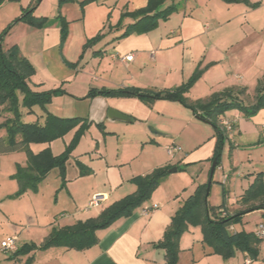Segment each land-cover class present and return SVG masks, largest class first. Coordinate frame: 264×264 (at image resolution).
<instances>
[{
	"label": "crops",
	"instance_id": "1",
	"mask_svg": "<svg viewBox=\"0 0 264 264\" xmlns=\"http://www.w3.org/2000/svg\"><path fill=\"white\" fill-rule=\"evenodd\" d=\"M85 1L88 0H67L59 7L58 13L68 22L78 21L85 25L88 12L90 10L95 14L98 12L94 26L100 31L103 19H108L112 9L118 5L120 0H91L81 7L80 4ZM147 1L127 0L118 22L120 23L123 13L141 9L146 6ZM20 3L21 9L16 15L19 14L21 17L24 10L31 7L32 0H22ZM71 3L78 5L76 7L83 11V16L80 17L77 13L74 14L75 16L68 14V6ZM172 3L176 6V11L166 20H160L155 28L146 33L130 34L121 40H115L133 20L123 18L122 26L119 27L118 22L111 25L110 33L118 32H114L112 38L106 42L112 45L107 66L103 67L106 59L95 57L91 58L84 67L86 71L89 66H92L91 70L86 71L92 77L91 80L95 82L93 87L89 84V90L133 88L164 91L181 86L194 72L200 70V77L185 94L190 101H206L211 96L227 90L244 91V95L240 96L242 99L245 96L254 97L264 75V0H238L232 3H226L224 0H169L166 5ZM55 17L45 16L48 19L46 24L42 28H37V31L42 32V64L48 77H39L35 72V75L30 78L29 87L36 92L49 91L58 87L64 90L66 88L63 86L70 84L81 72H84L78 70L74 63L65 57L58 56L57 52L61 44L60 23ZM93 37L89 38L85 35L82 39L83 44ZM127 55H132L131 61L122 60ZM66 62L73 64V67H69ZM93 62H96L95 68H93ZM83 100L89 102V113L86 119L89 124L96 122L104 128V132L106 130L108 133L117 134L122 131L123 135H126V132L124 129L120 130L122 128L120 124L139 126L138 136L130 134L132 135L129 138L131 143L136 147L141 145L149 150H159V154L147 156L134 167L129 161L121 162L119 157L115 163L102 158L93 159L87 163L75 159L85 170H88V174L83 176L77 172L73 180L91 178L96 185L88 190L87 196H81L79 186L74 191L68 192L74 204L69 208L73 211V221L70 217L66 218V214H61L59 218H66L67 223H61L55 219V213L48 211V208L43 215L40 214L37 200L40 187L34 191V197L33 193H30V206L24 207L22 197L16 196L19 186L14 175L17 167L26 166L27 160L24 164L22 161L12 162L11 159L3 157L5 154H0V186L6 184L3 189H0V264H166L165 251L155 248L154 244L161 241L174 214L196 188L204 184L195 179L190 183L180 182L178 187L166 186V182H170L172 178L170 170L151 197L135 208L130 216L119 218L108 228L97 231V242L89 248L76 250L53 246L45 250L37 249L18 258L12 257V254L23 245L34 244L39 247L54 229L96 217L108 205L132 194L136 190L131 182L134 177L147 175L157 168L171 167L167 160L173 158L174 153H168L166 147L175 145L174 139L171 143H164L163 147L166 148V153H164L161 146L163 144L155 137L165 135L155 130L153 131L160 135L149 134L147 131V125L153 123L156 129L168 134L154 119L156 115H163L164 108H172L175 113L181 117L185 116L186 120L192 123L191 114L193 113L176 101L156 100L149 106L136 97H115L102 94ZM46 110L54 114L47 106ZM111 110L127 116L131 122L106 118V113ZM33 111L31 115L44 119L41 109L39 111L33 109ZM56 116L71 118L65 117L64 114ZM6 117L7 115L0 107V123ZM194 117L198 122L201 121L195 115ZM220 119L230 124V129L223 126L226 129V138L230 146L231 139H233L235 145H238L237 141H239L242 145H258L259 149H264V108L250 118L244 117L238 110H230L225 112ZM42 120L39 121L42 122ZM109 124L111 127H108ZM75 130L76 128L73 132ZM1 132L0 136H3L4 133ZM71 132L72 130L67 134ZM48 144H30L29 148L35 154L49 148L54 156L59 155L54 154ZM34 146H39V149L36 150ZM211 150L208 151V158L212 155ZM2 162L7 166L6 170H3ZM101 162H104V165L98 166ZM125 166H128V169H125ZM256 169L239 172L238 179L241 181L242 191L235 196L232 209L225 205L220 210L223 209L228 215H233L247 209V206L240 202L242 195L258 174L261 173L264 183V167ZM52 171L46 175L44 180ZM96 196L101 198V202L97 207H90L91 200ZM254 204L257 205L258 202ZM90 208L97 209L96 214L81 219L90 213L87 212ZM256 210H263L264 215V208ZM229 231L231 233L240 232L233 225ZM11 240L14 241L16 250L5 251L4 245ZM262 246H264L262 242L257 246L259 255ZM236 256L235 252L234 258L225 259L220 254L214 253L213 249L203 242L201 228L189 225L178 239L176 264H253L255 259L243 253V262H234Z\"/></svg>",
	"mask_w": 264,
	"mask_h": 264
},
{
	"label": "trees",
	"instance_id": "2",
	"mask_svg": "<svg viewBox=\"0 0 264 264\" xmlns=\"http://www.w3.org/2000/svg\"><path fill=\"white\" fill-rule=\"evenodd\" d=\"M42 0H32L29 9L24 10L18 21H23L31 27L42 28L46 18H34L33 11ZM91 0L82 2L83 7ZM169 0H148L145 7L125 12L120 17L130 18L132 23L128 24L124 31L115 38L121 40L130 34H142L155 28L160 20H166L176 11V6L172 3L166 5ZM172 1V0H171ZM226 3L238 2V0H224ZM3 0H0V4ZM67 0H58L61 7ZM60 23L61 45L65 41L66 20L60 15L56 17ZM101 38V34L89 39L84 47L91 46ZM69 67L73 64L66 62ZM33 66L23 57L16 47L3 51L0 46V107L7 115L0 123V154H9L16 151H25L27 155L26 166L17 167L14 179L17 181L19 190L16 196H21L28 190L36 191L38 185L45 179L46 175L53 169H57L60 176L64 177L66 172V162L70 157L71 146L79 140L83 131L90 125L84 118L72 117L62 118L49 113L46 106L51 102L54 94H64L61 88L36 92L29 87V80L34 75ZM198 70L181 86L164 91H149L140 89H117V90H90L87 97L97 94L115 97H136L147 105L153 104L156 100L176 101L188 108L201 121L211 125L217 136V145L211 161L218 164V153L226 139V129L221 125V117L230 110L240 111L244 117L250 118L264 108V75L256 89L253 103L245 104L240 97L243 92L227 90L211 96L206 101H190L185 94L189 92L191 86L200 77ZM39 107L44 113L43 122H39L38 116L32 122L23 120L24 114H33V109ZM101 127V125H98ZM75 134L70 147L61 154L54 156L49 148H45L38 153H33L30 144H48L65 136L75 129ZM80 168V175L87 174V170L77 163ZM170 167H162L153 170L144 176H137L131 179L136 190L122 199L113 202L105 207L99 215L84 221H78L71 226L54 229L50 235L37 247L34 244H25L12 254L13 258L25 256L37 249L45 250L53 246H63L71 249L82 250L96 244V232L112 225L116 220L131 215L133 210L147 201L155 188L166 178ZM224 194V193H223ZM208 185H199L194 193L186 200L182 207L174 214L171 223L164 232L163 238L154 244L155 248L165 251L166 264H176L178 254V239L186 231L189 225L200 226L203 234V242L213 249L214 253L220 254L228 259L235 255L236 250L246 253L251 258L257 256V246L260 241L254 234L229 231L230 227L239 218L256 209L264 208V183L261 173L257 175L251 186L242 195L240 202L247 206V209L233 215L221 216L219 211L224 208V200L217 207L209 208L207 205ZM224 196V195H223ZM258 202L257 205L254 203ZM253 203V204H251ZM210 212L212 217L210 216Z\"/></svg>",
	"mask_w": 264,
	"mask_h": 264
},
{
	"label": "rangeland",
	"instance_id": "3",
	"mask_svg": "<svg viewBox=\"0 0 264 264\" xmlns=\"http://www.w3.org/2000/svg\"><path fill=\"white\" fill-rule=\"evenodd\" d=\"M20 1L22 0H5L0 4L1 49L6 51L12 47H16L20 54L33 66L37 75L46 78L48 76L44 70L42 64L43 59L41 56V49L43 47L42 32L37 31V28L31 27L23 21H18L20 15H16V13L21 9ZM126 1L127 0H120L116 7L113 6L114 8L108 19H103L104 22L100 25V29L102 28L100 31L94 26L96 17H98L99 13L97 12V14H95L92 10L88 12L85 25L78 21H66L67 26L65 31L67 36L63 45L60 44L57 52L58 56H61L62 58L65 57L70 62H73L78 70L84 71V67L88 64V61L95 57L106 59L107 61L104 62L103 65V67H106L109 53L112 50V45L106 44V42L112 38L114 32H118L112 31L110 33V28L111 25H115L118 22L120 13L122 12L123 6L126 4ZM73 5H75V8ZM76 6L78 5L71 3L68 6V14L73 16L77 13L80 17L81 15L83 16V11H80ZM97 11L99 10L97 9ZM58 12V0H42L39 5L35 7L32 14L34 18H45L47 15L55 17L58 14L57 16H59ZM98 34H101L99 40L95 41L91 46L84 47L82 39L85 38V35H88L90 38L91 36L95 37ZM92 65L93 68H95L96 62H93ZM91 67L92 66H89L87 70H91ZM86 71L81 72L77 79H73L70 84L65 87L63 86V88H66L64 89V94L53 95L51 102L47 105L50 112L56 115L64 114L65 117L87 119L89 102H86L83 99H88L86 96L90 91L89 84L93 87L95 82L94 80H91L92 77ZM76 97H78V99H76ZM253 98L254 97L251 96L243 97L244 102L247 104L253 103ZM34 110L39 111V107H35ZM163 112V115H156L154 119L157 123L161 124L160 126H163V130L168 134L156 129L153 126V123L147 125V131L149 134H152L153 130H155L165 135L155 137V139L163 144L161 145L162 147L164 146V143H171L174 139L175 145H170L166 148H171L172 153H174V157L167 160V163L171 166L169 170L176 169V171L172 172L171 181H167L165 185L178 187L180 186V182L190 183L196 179L199 182L208 185L206 202L209 208H211V206H219L224 200L225 205L232 209L235 196L242 191L240 187L241 181L238 179L239 172H246L248 169L264 167V149H259L258 145H242L239 141H237L238 145H235L233 139H231L232 144L230 146V143L226 138L225 141L227 140V144L224 143L221 146L217 157L218 164L217 166L215 165L216 169L214 173H212V176H210L212 166L213 164H216V161H211L217 145V136H215L213 127L209 124H204L203 121L198 122L193 114H191L192 123H189L185 116H179L178 113H175L174 110H172V108H164ZM190 113H192V111ZM108 114L109 111L106 113V118L109 117ZM155 114L157 113L155 112ZM36 118L37 116L24 114L23 120L32 122ZM38 120H42V118L40 117ZM120 125L122 127L120 130L124 129L126 135H123L122 131L117 134L108 133L106 130L104 132V128L99 127L96 122L91 123L83 131L76 144L71 146L70 157L66 162L67 171L65 172V176L61 177L58 170L53 169L48 178L40 183L41 185H38L37 189L39 187V189H41L37 195L38 207L41 215H43V212L48 208V211L55 213V219H58L59 222L67 223L65 219L68 217L73 221V211L69 208L71 205L74 206V204L72 203L68 192L74 191V189L79 186L78 188L79 191H81V196H87L88 190L96 185L91 178H83L79 181L73 180L77 172L80 174V168L75 159L87 163L90 160L102 158L103 160L115 163L117 157H119L121 162L129 161L131 166L134 167L139 165V161L143 159L145 160L147 156L151 154H159V150H149V148L141 145L136 147L131 143L129 138H131L132 135L130 134L138 136V129H140L138 128L139 126L125 123ZM108 127H111V124H109ZM1 133L3 134L4 132ZM74 134L75 132L72 130V132L67 134L64 138L55 140L51 144H48V146L50 145L54 154H60L70 147L73 142L72 139ZM166 148L163 147V150H161L166 153ZM35 149H39V146H36ZM209 150L212 152L210 158H208ZM188 156L191 158H187ZM3 157L11 159L12 162L22 161L23 164L27 160L25 151H16L5 154ZM2 163L3 170H6L7 166L4 162ZM99 165H104V162H101L98 166ZM222 166L224 167L223 170ZM127 167L128 166H125V169H128ZM161 183L159 185H161ZM4 186L2 184L0 189H3ZM28 192L29 194H25L27 193L25 192L19 196V198L22 197L21 201H23L24 207L30 206V193H33L34 197V191L28 190ZM96 211L97 209H88L87 212L90 213L84 215L81 219H85L90 215H95ZM61 214H66L67 217L59 219ZM210 216L212 217L211 212ZM262 221H264L263 210H256L242 215L233 226L237 230H240V232L243 231L245 233L253 234L257 224ZM262 247L261 254H257L256 258L253 260V264H264V246ZM236 254L237 256L234 262L240 261L242 263L243 252L236 250ZM234 256L231 258H234Z\"/></svg>",
	"mask_w": 264,
	"mask_h": 264
},
{
	"label": "built area",
	"instance_id": "4",
	"mask_svg": "<svg viewBox=\"0 0 264 264\" xmlns=\"http://www.w3.org/2000/svg\"><path fill=\"white\" fill-rule=\"evenodd\" d=\"M122 60H125V61H131L132 60V55H127L125 57L122 58ZM221 125L224 126L225 128L227 129H230V124L225 121V120H221ZM168 153H172V149L171 148H168L167 150ZM101 202V198L96 196V197H93V199L91 200L90 202V207H97L99 205V203ZM219 214L221 216H225L226 215V211L225 210H220L219 211ZM254 236L256 237V239H258L260 242H263L264 243V221L260 222L257 224L256 226V229L255 231L253 232ZM3 249L5 251H10V252H13L16 250V247L14 245V241L11 240L9 241L8 243H6L3 247Z\"/></svg>",
	"mask_w": 264,
	"mask_h": 264
},
{
	"label": "water",
	"instance_id": "5",
	"mask_svg": "<svg viewBox=\"0 0 264 264\" xmlns=\"http://www.w3.org/2000/svg\"><path fill=\"white\" fill-rule=\"evenodd\" d=\"M108 115H109V118H112V119H118V120L125 121V122H131V119L130 118H128L127 116L122 115V114H120V113H118L116 111H113V110L109 111V114ZM152 134L153 135H160L159 133H157L155 131H153ZM214 168H215V164H213V166H212V169H211V172H210V176H212V173L214 171ZM175 171H176V169H173V170H170L169 172H175Z\"/></svg>",
	"mask_w": 264,
	"mask_h": 264
}]
</instances>
